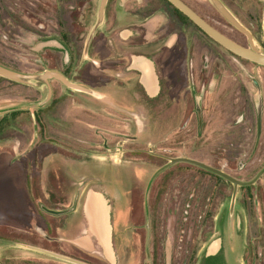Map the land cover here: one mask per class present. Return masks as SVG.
<instances>
[{
  "label": "flooded vegetation",
  "instance_id": "1",
  "mask_svg": "<svg viewBox=\"0 0 264 264\" xmlns=\"http://www.w3.org/2000/svg\"><path fill=\"white\" fill-rule=\"evenodd\" d=\"M96 1L98 0H27L31 32L28 36L29 45H45L41 52L46 61L45 65L68 78L71 76L62 69V65L65 66L64 61L67 60L66 56L68 55L69 61L73 55L78 56V63L81 62V64L77 70L78 77L73 80L84 84L106 82L109 79V76L104 77L99 73L88 74L86 71H80L85 65L90 66L89 62H92L90 60L82 62V54L84 39L90 31V25L96 20L98 8ZM167 1L142 0L138 8H134L139 20L130 26L134 33L128 39L130 42L123 44L119 50L124 54L129 53L130 49L142 51L155 60L162 92L160 97L152 99L157 103L165 98V77L160 67L162 61L159 62L157 56L161 54L160 49L178 50L174 53L180 54V58H177L179 63L173 68L177 76L184 78L185 75L190 83V96L197 118L196 134L202 131L203 153L195 152L185 157L190 160L171 161L181 157L169 158L168 163L172 165L185 163L189 167L202 170L205 174L204 195L200 198L192 197L187 205L192 207L185 210L186 213L194 216L187 229L190 239L194 242L198 237L196 231H199V236L204 238L201 253L197 256L194 246L191 245L188 249V258H193L192 264H212L216 261L226 264V260L230 258L233 264H264V218L261 217L264 210V65L243 58L227 49L200 29L191 19L187 20L178 16ZM182 1L236 43L264 53V0H220L246 32L234 26L209 0L206 2L215 12L214 16H217L216 23L211 22L208 17L199 12L193 5L194 0ZM115 2L116 0H106L103 12L105 31L99 38L95 36L98 31L94 32L87 48L88 55L95 56L100 39L104 40L109 47L111 46L110 48L115 47L114 40L120 37L121 28L114 26L116 23ZM163 2L169 8L164 6ZM130 4L131 2H128L127 5ZM189 26H197L196 28L206 37L205 40L199 39L196 33L189 31ZM93 38H97L96 47L91 46ZM151 42L158 47L150 51L147 47ZM164 45H173L174 48ZM31 69L34 70L33 67ZM57 81L59 80L55 78L48 80L50 95L46 102L44 101L45 110L41 112L43 119L45 115L49 117L53 113L51 109L58 101L56 99ZM177 98L178 102H182L180 93ZM196 108H199V112ZM120 117L125 118L129 129L128 136H131V120L126 115L120 114ZM93 121L90 124H94ZM142 123V136L154 131L149 127L143 110ZM104 125L106 126L100 129L96 127L92 129L99 135L116 131V127L110 120ZM86 131L84 129V132ZM94 141L95 144L92 142L86 145L90 151L99 149L97 139ZM142 142L133 137V141L129 142L125 148H116L117 151L120 150V157L118 160L113 159V163L109 162L107 168L126 166L125 162L129 161L130 155H133L135 150H142ZM104 146L103 143L102 147ZM143 146L146 148L145 143ZM156 163L154 158L142 160V173L145 177L142 185H144L145 194L149 181L146 171ZM160 166L166 168L169 165L163 163ZM107 176L106 189L109 188L107 193L112 200L113 214L117 213V208L120 207L124 212L131 200L129 198L124 200L129 190H124L116 196L115 191H110L115 185L114 177ZM95 180L97 183L104 181L99 177ZM146 196L148 201L146 202L144 196L142 200V218L144 216L142 226L144 231L149 232L151 243L149 260L153 264L157 259L152 243L154 225L151 219L155 209L150 207V198ZM227 198L229 200L226 204ZM196 200L203 202L202 208L194 207ZM243 211L247 213L244 215ZM146 214L150 217L147 222ZM243 221L250 222L252 226L251 236L246 240L239 239L237 233ZM56 226L55 224L54 227ZM53 241L56 240L53 239ZM237 243L240 245V250L232 256L237 252L235 248Z\"/></svg>",
  "mask_w": 264,
  "mask_h": 264
},
{
  "label": "rangeland",
  "instance_id": "2",
  "mask_svg": "<svg viewBox=\"0 0 264 264\" xmlns=\"http://www.w3.org/2000/svg\"><path fill=\"white\" fill-rule=\"evenodd\" d=\"M193 2L201 14L216 23L217 16H214L216 14L211 6L207 5L206 0H194ZM163 3L164 6H167L165 2ZM167 7L169 8V6ZM29 21L27 0H0V64L24 73L52 69L45 65L46 61L41 53L45 45H29L28 36L31 33ZM189 28V31L199 36V39L205 40L204 34L196 27L189 26ZM96 30L98 32L95 36L101 37L105 31V24L98 25L94 32ZM96 40L97 38H93L91 46L96 47ZM164 46L174 48L173 45ZM156 47L158 46L151 42L147 49L151 51ZM174 51L178 52L176 49L172 51L171 49H160L159 53L161 52V54L157 55L158 61H162L160 67L163 77H165V98L161 99L159 103L152 99L142 102V110L147 123L154 131L146 133L139 140L146 144V148L142 142V150H135L133 155H130V165L126 161L124 167H106L105 162L110 160L107 157L108 153H115L113 159L117 160L121 153L116 148H125L129 142L133 141V137L128 136L129 129L125 118L108 109L105 114L116 127V131L104 132L102 139L106 141L107 145H105L111 150L107 154L101 152L104 149L101 142L98 151L74 150V147L70 149V151H74L71 153V157L74 159H87L94 153V157H97L94 160L99 164L93 169L94 173L91 169L82 168L73 172V177L78 178L81 175L89 174L104 180L107 175H112L115 185L110 187L115 191L116 196L124 190H129L127 194L129 197H124V200L131 199L124 211L125 220L116 229L118 252L116 264H152L149 260L151 253L149 232L148 230L144 231L142 226L144 218V216L142 218V200L144 196L146 202L148 201L146 195L150 198V207L155 209L151 219L154 225L152 243L157 259L153 264H192L193 258H188L189 247L193 245L198 256L203 246L204 238L199 236V231H196L198 237L194 242L190 239L187 229L194 216L186 213L185 210L192 207V205L187 206L192 197L200 198L204 195L205 174L202 170L189 167L185 163L168 164L169 158L187 157L195 152L203 153L202 131L200 134H196L197 118L193 111L190 83L185 75L184 78L180 75L177 76L173 67L179 63L177 58H180V54H176ZM78 60L79 57L73 55L69 61L67 55V60L64 61L65 66L62 65V69L66 70L71 78L78 77L77 70L81 64V62L78 63ZM243 63L247 62L243 61ZM94 64L91 62L90 66L85 65L80 71H86L88 74L95 72L105 77V75L108 76V69L116 68L119 71L124 69L120 58L105 57L100 64L98 62H94ZM98 66H102L103 70L97 69ZM243 76L246 79L245 72H243ZM1 77L0 120L6 119L7 123L0 130V264H74L36 249L49 250L47 247L50 246L58 248L55 245L57 243L51 242V237L54 234V225H59L61 219H64L61 214L47 213L41 208V205L53 209L66 208L62 205L65 202L64 191L61 193L55 182L47 181L45 191L48 192V195L45 196L39 178L41 164L44 162L43 151L46 153L47 149L50 150V155L55 156L51 158L53 167L50 168L48 175L53 178L58 176L64 178L65 167H67L66 164L64 166L62 155L59 153L62 144L60 140L54 136L49 137L47 131L40 134V131L43 130L39 128L40 121H42L40 117L43 116L41 112L45 110L46 106H44L46 101L43 103L41 101L45 98L48 90L45 85L38 88ZM56 85L59 92L70 91L59 81L56 82ZM179 93L181 94V103L177 98ZM12 111L17 112L11 114ZM44 120L45 126L51 128L60 125L56 118L50 117ZM131 131H133L132 126L130 133H132ZM43 145L45 146L43 147ZM46 145L49 146L46 147ZM153 158L157 163L146 171L149 181L145 194L144 185H142V182L145 181L144 173H142V160ZM163 163L169 166L161 168L160 165ZM54 165L57 166L54 167ZM69 185L68 182H63L61 189L64 190ZM191 194L193 195L191 196ZM228 200L229 198H227L226 204ZM194 207L202 208L203 202L196 200ZM243 213L245 215L247 212L243 211ZM261 217L264 218V210ZM149 218V214H146V222ZM232 223L233 221L230 222V225ZM251 228L250 222L243 221L237 230L238 238L249 239ZM238 243L235 245L237 252L232 256H235L240 250ZM60 254L69 255L63 252ZM73 254L75 256H69L88 264H105L86 253L74 251ZM242 254L244 253L242 252ZM226 262V264H233L231 258ZM212 264L222 263L216 261Z\"/></svg>",
  "mask_w": 264,
  "mask_h": 264
},
{
  "label": "crops",
  "instance_id": "3",
  "mask_svg": "<svg viewBox=\"0 0 264 264\" xmlns=\"http://www.w3.org/2000/svg\"><path fill=\"white\" fill-rule=\"evenodd\" d=\"M141 1L116 0L114 4L116 23L114 26L121 28L120 37L114 40L115 47L113 49L104 40L100 39L97 43L95 56L87 54V47L89 46L92 33L98 25L103 23L104 16L101 22L92 30L97 21L96 15V20L90 25V35H87L84 39L82 62L90 60L95 65L94 62L100 64L105 57L120 58L123 60L124 69L122 71L116 68L114 70L108 69L109 79L106 82H95L92 84L72 81L70 79L73 78L65 76L68 80L82 84L91 91L72 89L65 85L70 91H57L56 99L58 101L53 105L54 108L51 109L53 113L49 117H46V115L44 117V119L52 117L59 120L60 125L58 127L51 128L47 126L48 128L46 127L45 131H47L49 137L54 136L62 143L61 145L59 144V153L62 155L61 159L64 162V166L65 164L67 166L65 167L64 178L60 176L53 178L48 175L50 168L53 167L51 158L55 156L50 155V150L48 149L46 153L43 151L42 159L44 162L41 164L40 181L44 195H48V192L45 191L47 189L45 187L47 181L55 182L59 186L60 192L63 193L64 191L65 202L62 203L66 207L64 209H69V211L61 214L64 219H61L60 225L53 228L54 234H52L51 242L53 244L57 243L55 245L58 248H47L51 251L68 253L72 256H75L73 254L74 251H78L86 253L105 264L117 263L116 229L125 220V214L121 211V207L117 208V213L113 214L112 200L107 193L109 188L106 189L107 177L103 178V183H97L96 177L93 175H81L78 178L72 176L73 172L75 173L77 169L82 168L91 169L93 172V169L99 164L94 160V158H97L94 157V153L87 159H74L71 157V153L74 151H70V149L74 147V150L83 149L90 151L86 145L92 142L95 144L94 140L96 139L98 143H102L101 145L103 143L104 145L106 144V141L102 139L103 136L95 133L92 127L100 129L101 126H106L104 124L109 120L108 115L105 114L107 109L114 114L128 116V119L131 120L130 126L133 128L131 137L142 139V100L158 98L162 93L156 62L142 51L130 49L129 53L124 54L119 50L120 46L130 42L128 39L134 34L130 26L139 20L134 8H138ZM128 2H131V4L127 5ZM140 48L142 49L141 46ZM89 64L91 65V63ZM96 68L103 70L102 66ZM92 120L96 122L93 121L94 124H90ZM84 129L87 131L84 132ZM106 145L101 150L105 154L111 150ZM107 157L113 160L115 153H108ZM110 160L105 162L106 167L109 162H112ZM128 164L130 165L129 161ZM56 166L54 165V167ZM92 172L91 174L94 173ZM63 182L70 184L64 190L61 189ZM53 238L56 241H53Z\"/></svg>",
  "mask_w": 264,
  "mask_h": 264
},
{
  "label": "water",
  "instance_id": "4",
  "mask_svg": "<svg viewBox=\"0 0 264 264\" xmlns=\"http://www.w3.org/2000/svg\"><path fill=\"white\" fill-rule=\"evenodd\" d=\"M171 4H173L176 8H178L182 13H184L189 19H191L200 29H202L205 33H207L210 37H212L215 41L226 47L227 49L231 50L235 54L246 58L248 60H251L253 62L259 63L264 65V53L255 49V48H248L244 47L223 33H221L219 30L214 28L212 25H210L206 20H204L196 11H194L190 6H188L184 1L182 0H168ZM212 5L224 16L226 17L234 26L239 28L240 30L246 32L244 27L235 19V17L228 11V9L224 6V4L220 0H209ZM106 4V0H98V8H97V21L95 23V26L92 28L93 30L95 27L101 22L104 12V6ZM88 42V40H87ZM87 44V43H86ZM0 76L7 78L9 80L22 83V84H29L34 85L37 87H41L45 85L47 87V96L44 98L42 102L46 101L50 95V86L48 80L51 78L58 79L60 82H62L64 85H66L69 88L72 89H78V90H84V91H91L86 86L72 82L68 80L62 73L50 70V69H44L40 72L35 73H24L20 72L14 69H11L9 67H6L4 65L0 64ZM254 79V78H252ZM40 103V104H41ZM199 112V108H196ZM177 160H190L185 157L171 159V161H177ZM41 208L46 211L47 213L59 215L63 214L69 209H53L48 208L44 205H41ZM37 250L46 253L50 256H53L55 258L71 262L74 264H88L81 260H78L74 257L60 254L55 251L46 250L43 248H36Z\"/></svg>",
  "mask_w": 264,
  "mask_h": 264
},
{
  "label": "trees",
  "instance_id": "5",
  "mask_svg": "<svg viewBox=\"0 0 264 264\" xmlns=\"http://www.w3.org/2000/svg\"><path fill=\"white\" fill-rule=\"evenodd\" d=\"M165 1H167V0H165ZM167 3H168L171 7H173V8L175 9V11H176V13H177L178 16L183 17V18L189 20L187 16H185L181 11H179L177 8H175V7H174L169 1H167ZM196 27H197V26H196ZM197 28H198V27H197ZM1 78L6 79V78H4V77H1ZM7 80H8V79H7ZM10 81H12V80H10ZM14 112H17V111H12L11 114L14 113ZM4 118H5V117H4ZM40 120H41V117H40ZM6 121H7L6 119H2V120H0V130H2V128L5 126V124L7 123ZM40 122H41V124L39 125V128H40V130L43 129L42 132L40 131V134H42V133L44 134V133H45V129H46V127H47V126H45V120L42 118V121H40ZM46 247H47V246H46ZM47 248H50V249H51L52 247L50 246V247H47ZM52 249H54V248H52Z\"/></svg>",
  "mask_w": 264,
  "mask_h": 264
}]
</instances>
